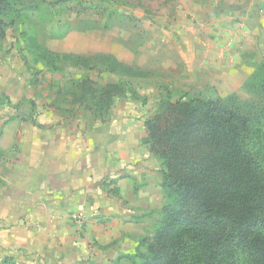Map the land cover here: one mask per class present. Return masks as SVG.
Returning <instances> with one entry per match:
<instances>
[{"label": "rangeland", "instance_id": "rangeland-1", "mask_svg": "<svg viewBox=\"0 0 264 264\" xmlns=\"http://www.w3.org/2000/svg\"><path fill=\"white\" fill-rule=\"evenodd\" d=\"M21 1L38 8L14 19L0 41V60L22 67L45 99L83 76L99 85L120 81L131 93L115 100L114 118L125 105L139 126L166 94L173 101L234 96L253 113L254 129L264 136V92L251 79L264 61V0ZM47 51L81 55L93 68L84 71L52 57L48 61L55 64L47 66ZM104 56L124 66L106 71ZM151 164L159 169L153 154ZM160 195V209L149 218L153 229L143 237L154 235L163 206L173 201L163 189ZM260 234L264 238V229ZM136 249L125 256L126 264L148 257L140 247L133 259ZM236 264L251 260L240 254Z\"/></svg>", "mask_w": 264, "mask_h": 264}, {"label": "crops", "instance_id": "crops-1", "mask_svg": "<svg viewBox=\"0 0 264 264\" xmlns=\"http://www.w3.org/2000/svg\"><path fill=\"white\" fill-rule=\"evenodd\" d=\"M1 60L0 264H126L160 209L144 123L125 105L114 118L116 102L104 118L61 113Z\"/></svg>", "mask_w": 264, "mask_h": 264}, {"label": "trees", "instance_id": "trees-1", "mask_svg": "<svg viewBox=\"0 0 264 264\" xmlns=\"http://www.w3.org/2000/svg\"><path fill=\"white\" fill-rule=\"evenodd\" d=\"M35 8L21 0H0V41L14 19ZM43 56L47 66L55 64L48 61L52 57L84 71L93 68L81 55L47 51ZM102 59L106 71L124 66L112 56ZM251 79L264 92V61ZM67 82L50 105L70 115L83 111L104 118L116 99L131 93L120 81L99 85L83 76ZM2 100L11 107L5 95ZM254 121L234 96L159 98L144 121L145 147L159 161L161 187L173 201L163 206L154 235L138 241L133 259L144 247L148 257L140 264H236L240 254L251 264H264V136Z\"/></svg>", "mask_w": 264, "mask_h": 264}]
</instances>
